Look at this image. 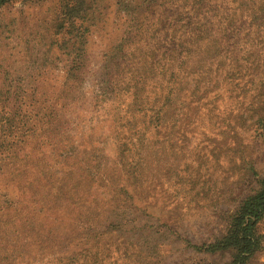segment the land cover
Segmentation results:
<instances>
[{
	"label": "rangeland",
	"instance_id": "1",
	"mask_svg": "<svg viewBox=\"0 0 264 264\" xmlns=\"http://www.w3.org/2000/svg\"><path fill=\"white\" fill-rule=\"evenodd\" d=\"M117 1L93 0L97 8L93 11L96 26L88 37V55L80 63L78 80L72 86L69 84L66 92L63 82L74 54L56 47L68 38L67 34L54 35L52 28L58 19L59 1H19L0 8V87L16 92L20 107L15 116L9 105L0 104L1 123L4 122L0 128V264H61L70 255L79 257L78 251L89 240L77 236L85 226L103 233L99 243L92 245L108 250L101 264H228L231 260L232 251L204 253L192 246L219 239L226 226L220 216L231 212L246 194L257 190V179L264 177V144L248 145L251 139L244 135L245 153L256 163L254 172L248 165L243 170L236 168L237 153L222 155L212 165L215 181L210 194L215 196L211 200L219 203L216 208L209 200L197 205L180 203V193L171 198L179 187H170L165 176L146 179L145 185L152 183L148 197L153 196L155 203L150 216L132 206L128 195L133 187L118 172L121 162L110 134L118 131L127 119L120 116L124 119L112 123L114 113L125 112L130 94L139 87L127 89L118 100L114 98L112 107L98 109V113H104L102 119L91 118L86 112L104 87V55L114 45L122 29V18H126L128 4L118 11ZM230 1L215 0L212 10L233 18L246 10L244 2L236 0L238 9L233 12L236 4L230 5ZM256 31L248 27L244 39L254 36ZM125 54L128 56V49ZM75 64L78 65V59ZM217 70V76L207 80H222L227 67L223 64ZM127 81L125 73L114 77L113 83L124 86ZM150 83L140 85L143 91H139L138 100L142 101L141 93H155L152 87L162 88L161 81ZM212 85L211 82L208 88ZM193 86L192 80H188L187 89ZM26 99L34 101L29 105ZM21 100L26 102L20 103ZM222 109L220 105L218 110ZM7 119L11 121L5 122ZM244 129L245 126L240 132ZM9 130L12 132L8 133ZM8 135L19 140L17 148H24L7 155L4 137ZM215 136L220 139L219 134ZM34 156L42 160L30 161ZM233 156L236 159L231 160ZM174 159L169 157L168 162ZM54 168L64 170V175L45 174ZM84 168H92L96 176L84 172ZM110 184L124 186V190L114 194L115 203L111 206L108 204L113 192L104 187ZM135 190L140 191L138 187ZM159 212L165 213L161 216L167 222L177 224L178 234L166 232L155 221L161 219ZM48 229L53 231L52 235L47 234ZM256 232L262 247L250 263L264 264V218L256 225Z\"/></svg>",
	"mask_w": 264,
	"mask_h": 264
},
{
	"label": "trees",
	"instance_id": "2",
	"mask_svg": "<svg viewBox=\"0 0 264 264\" xmlns=\"http://www.w3.org/2000/svg\"><path fill=\"white\" fill-rule=\"evenodd\" d=\"M19 1L29 0H0V8ZM58 1V19L52 28L54 35L67 34L68 38L56 47L59 50L64 47L74 54L72 66L66 71L63 82L66 92L68 85L72 86L74 80H78L80 63L87 58L86 45L96 26L93 11L97 8L93 0ZM125 1L116 2L120 4L118 11L125 4L128 6L126 18H122V29L114 45L108 47L104 55V87L86 112L91 118L102 119L104 113H98V109L112 107L114 98L118 100L127 89L133 90L138 86L130 94L125 112L114 113L112 123L124 119L120 116L127 117L121 124L123 129L110 134L121 162V171H117L128 181V186L133 187V192L128 195L129 203L150 216L155 203L153 196L148 197L152 183L145 185L146 179L148 176L154 180L165 176L170 187H179L170 195L171 198L180 193V203L197 205L209 200L216 208L219 203L211 200L215 196L210 194L215 181L212 180L215 170L212 165L217 164L222 155L237 153L239 164L234 166L243 170L248 165V169L254 172L256 163L245 153L244 135L251 139L248 145L250 142L264 144V0H240L246 5V10L243 9L236 18L212 10L211 4L215 5V0ZM232 4H236L232 9L235 12L238 9L236 0H231ZM248 27L257 31L254 36L244 39V31ZM77 59L78 65L75 64ZM223 64L227 71L222 80H207L210 76L214 79L217 67ZM125 73L127 83L115 85L114 77ZM188 80L194 83L191 89H187ZM160 81L162 88L152 87L155 93L151 90L144 94L146 96L141 93L142 101L138 100L139 91H143L140 85ZM211 82L213 85L208 88ZM112 94L114 96H110ZM15 95L16 92L0 87L1 107L9 105L10 111L18 116L19 96ZM33 101L27 100V103L30 105ZM220 105L222 111L218 110ZM2 118L0 114V128L4 125ZM220 127L223 128L217 132ZM3 133L6 132L3 130ZM10 137H4L7 138V155L24 148H17L19 140ZM175 148L177 151L174 153ZM25 155L31 156V153ZM39 157L34 156L30 161L42 160ZM169 157L175 159L168 162ZM233 158L236 159L233 156L231 160ZM23 159L28 160L26 157ZM85 171L96 176L92 168H84ZM45 174L64 175V170L55 169ZM256 183L257 190L246 194L231 212L220 216L226 223L222 236L207 245H193L195 251L215 253L229 250L232 257L228 264H251L262 247L256 225L264 218V177L258 178ZM104 187L113 192L108 204L111 206L115 203L114 194L124 190V186L110 184ZM159 214L163 216L165 213ZM162 216L155 221L166 232L178 234L177 224L167 222ZM47 234L52 235L53 231L48 229ZM79 235L89 239L78 251L79 257L78 254L70 255L61 264H79L81 258V264H101L107 258L108 250H98L92 245L99 243L103 233L85 226Z\"/></svg>",
	"mask_w": 264,
	"mask_h": 264
}]
</instances>
